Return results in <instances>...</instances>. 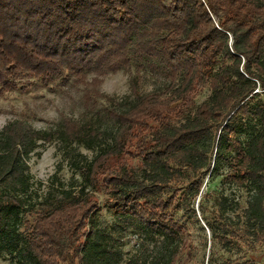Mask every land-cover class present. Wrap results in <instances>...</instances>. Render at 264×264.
Wrapping results in <instances>:
<instances>
[{
    "label": "trees",
    "instance_id": "obj_1",
    "mask_svg": "<svg viewBox=\"0 0 264 264\" xmlns=\"http://www.w3.org/2000/svg\"><path fill=\"white\" fill-rule=\"evenodd\" d=\"M132 61L128 97L87 90ZM64 73L86 87L87 103H109V124L64 118L35 130L14 120L0 129V256L11 264H118L93 218L102 192L114 214L137 222L149 240L161 238L140 264H175L185 243L173 213L222 167V181L248 199L239 228L227 216L237 204L214 200L211 239L227 251L264 245V0H0V95L24 78ZM144 75L154 86L147 93ZM52 141L81 179L49 190L28 221L36 206L28 160ZM73 145L96 153L87 159Z\"/></svg>",
    "mask_w": 264,
    "mask_h": 264
},
{
    "label": "rangeland",
    "instance_id": "obj_2",
    "mask_svg": "<svg viewBox=\"0 0 264 264\" xmlns=\"http://www.w3.org/2000/svg\"><path fill=\"white\" fill-rule=\"evenodd\" d=\"M136 61H132L128 69L109 73L102 78L95 88L87 90L122 99L129 96V79L136 69ZM93 77L88 75L87 80ZM140 86L141 93L153 90L154 86L149 75H144ZM65 79V80H64ZM71 76L66 73L60 77L44 82L40 79L24 78L17 83V88L3 92L0 95V129L9 121L28 123L35 130L54 128L61 119H73L78 123L89 125L109 124L105 118L109 103L104 99L87 103L84 97L85 88L82 84L73 83ZM93 94V93H92ZM208 95L204 90L197 98L199 103ZM264 100V94L261 95ZM76 152L91 159L96 150H87L83 146L73 145ZM62 145L57 141L41 144L28 160L30 176V203L36 205L34 212L26 214L28 221H32L42 201L43 196L56 186L78 185L80 176L68 164L64 156ZM226 168L222 167L216 173L207 175L203 180L196 199L186 208H179L173 213L174 218L183 227V241L185 246L179 252L175 264H222L227 260L248 259L253 264H264V245H256L250 252L244 244L240 249L234 247L230 251L224 250L220 244L211 239L209 225L213 223V212L216 211L215 199L221 196L227 201L237 204L233 212L227 213L235 228L241 227V211L246 206L248 194L245 190L224 183L222 175ZM98 207L93 213L96 225L100 232L109 237L114 246L116 255H119L118 264H128L134 260L140 264L146 258H154V250L161 240L154 241L147 238L145 232H140L139 225L127 217H121L111 211V200L106 194H96ZM208 221V222H207ZM209 223V225H208ZM11 259L0 256V264H11Z\"/></svg>",
    "mask_w": 264,
    "mask_h": 264
}]
</instances>
